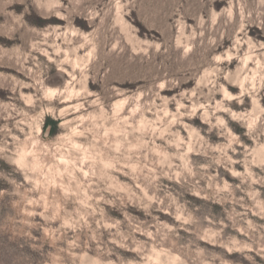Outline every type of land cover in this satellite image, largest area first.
<instances>
[{
  "label": "rangeland",
  "instance_id": "rangeland-1",
  "mask_svg": "<svg viewBox=\"0 0 264 264\" xmlns=\"http://www.w3.org/2000/svg\"><path fill=\"white\" fill-rule=\"evenodd\" d=\"M262 146L264 0H0V264H264Z\"/></svg>",
  "mask_w": 264,
  "mask_h": 264
},
{
  "label": "bare ground",
  "instance_id": "bare-ground-1",
  "mask_svg": "<svg viewBox=\"0 0 264 264\" xmlns=\"http://www.w3.org/2000/svg\"><path fill=\"white\" fill-rule=\"evenodd\" d=\"M248 60V59H247ZM78 62H75V64H77ZM248 63V62H247ZM246 78H248V77H246ZM243 79H245V78H243ZM251 79V78H250ZM246 80V79H245ZM241 81V80H240ZM243 81V80H242ZM247 82V81H246ZM46 89H45V92H46V94L47 95H49V96H54V95H56L57 93H60V89H57V88H52V87H45ZM74 90V89H73ZM64 91V90H63ZM226 91V90H225ZM73 93V92H72ZM124 102H121V101H119V102H117L116 103V105L117 106H120V105H122ZM133 111V110H132ZM251 120V119H250ZM250 123V122H249ZM251 125V124H250ZM252 125H255V124H252ZM254 127V126H253ZM41 129V128H40ZM119 142V141H118ZM121 143V142H120ZM75 144V143H74ZM74 146V145H73ZM81 146V145H80ZM79 146V147H80ZM74 148H75V146H74ZM81 148H82V146H81ZM262 150H264V146H262V148H261ZM83 150V149H82ZM21 156H23V155H21ZM63 157V156H62ZM68 157V156H67ZM65 158V157H64ZM20 160H23V158L22 157H20ZM68 160V159H67ZM65 161V160H64ZM22 162V161H21ZM70 162V161H69ZM23 164V163H22ZM62 164H63V161H62ZM65 164H66V162H65ZM69 164V163H68ZM111 164V162L109 161V160H106L105 161V165H107V166H109ZM67 168V167H66ZM87 170V169H86ZM86 170L84 171L85 173H87L86 172ZM83 172V173H84ZM89 173V172H88ZM92 173V172H91ZM72 175V174H71ZM177 212V211H176ZM180 215H183V212L182 213H180V212H178V216H180ZM159 254V253H158ZM155 255H156V253H155ZM156 256H158V255H156ZM155 257V256H154ZM177 258V257H176ZM157 260V259H156ZM155 260V262H157ZM161 261V260H160ZM159 261V262H160ZM154 262V263H155ZM92 264H120V263H118V262H102V261H100V260H93L92 261ZM121 264H125V263H121ZM158 264H162L161 262L160 263H158Z\"/></svg>",
  "mask_w": 264,
  "mask_h": 264
}]
</instances>
